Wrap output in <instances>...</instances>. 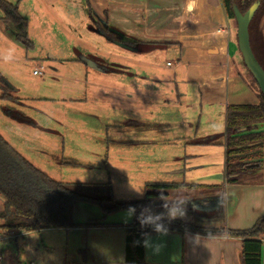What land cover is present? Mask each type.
<instances>
[{"label":"crops","instance_id":"crops-1","mask_svg":"<svg viewBox=\"0 0 264 264\" xmlns=\"http://www.w3.org/2000/svg\"><path fill=\"white\" fill-rule=\"evenodd\" d=\"M52 1L68 8L76 5V0ZM52 1L39 0V5H51ZM85 2L91 15L94 13L101 17L104 26L101 28L114 30L123 41L110 42V46L106 43L98 48L105 61L117 66L116 73H96L99 71L82 60H72V63L83 66L77 67L81 68L78 82L99 88L103 105H116L123 94L140 100L134 106L137 113L134 122L118 130L120 134L130 135V147L136 155L142 157L144 153L167 151L166 167L160 165L158 170L159 175L173 177L166 184L221 187L220 190L202 187L181 189L195 191L199 196L205 193L206 196L187 197L184 204L186 216L175 220L167 218L163 207L165 201L152 200L151 211L165 214L162 221L194 224L223 233L203 234L178 225L167 226L168 234L165 236L153 230L149 232L153 244H161L162 247L158 252L145 248V261L149 264H243L244 239L232 236L230 232L250 230L264 219V182L261 181V173L255 172L248 175L245 183H226L227 111L230 105L258 104L259 92L247 87L241 73H235L236 61L232 58L238 49L232 22L227 19L222 1ZM42 12L40 9L37 16L46 25L50 19L43 17ZM30 24L29 21V27ZM71 33L74 37L75 33ZM137 45L143 46L137 50ZM163 56H171L174 63L160 65ZM95 78L99 80L95 82ZM107 91L108 94H103ZM119 104H123L121 100ZM256 130L264 135V124ZM175 191H170L166 198L170 206L180 203L169 201L171 192ZM212 201L217 205L210 212L220 218L213 219L214 214L205 216L208 212L193 210L190 206V203L200 206ZM89 209H94L96 214L92 215ZM195 212L200 214L196 216ZM126 213L127 209L106 213L92 203L75 202L73 217L81 226L65 229L68 243L71 239L76 245L75 259L78 262L73 263L125 264L126 231L135 221V214L129 219ZM19 238L3 237L0 242L17 243ZM262 243L260 264H264V239ZM12 249V246L0 249V264L17 263Z\"/></svg>","mask_w":264,"mask_h":264},{"label":"rangeland","instance_id":"rangeland-1","mask_svg":"<svg viewBox=\"0 0 264 264\" xmlns=\"http://www.w3.org/2000/svg\"><path fill=\"white\" fill-rule=\"evenodd\" d=\"M85 1L76 0V5L70 8L55 1L51 5L41 3L42 6L39 0L11 1L12 4L19 2L20 15L28 20V24L31 22L28 39L34 46L29 48L17 40L16 36L24 34L19 26L0 20V81L11 89L10 95L19 99L2 100L3 91L0 89V135L37 169L57 182L74 185L88 198L111 197L119 204L140 202L145 198L147 184L166 183L173 178L158 173L160 165L166 167L168 153L157 150L141 157L130 147V135L120 134L118 128L128 127L137 116L134 106L140 100L135 96L123 94L116 105H103L99 88L78 82L81 68L77 67L83 66L72 63V60L91 62L99 71L96 73H100L99 59L105 60L98 48L110 43L99 32L104 27L101 17L91 15ZM40 9L44 11L43 17L50 19L46 25L37 16ZM231 22L237 45V24ZM261 30L264 34V20ZM71 32L75 33L74 37ZM113 34L123 41L114 31ZM142 46L135 48L141 49ZM257 56L263 61L259 54ZM232 59L236 61L235 73H241L247 87L259 92L239 50ZM167 62L174 63V60L171 56H163L160 65L166 66ZM40 66L45 68L43 77L33 74ZM4 107L23 113L33 125L6 117L2 113ZM241 179L245 183L249 177ZM195 194V191L180 189L171 192L169 201L186 202L187 197L206 196L205 193H200L201 196ZM4 202L0 197V210ZM89 210L92 215L96 214L94 209ZM195 213L196 216L200 214ZM213 214L216 215L213 219L220 218L210 211L204 215L212 217ZM68 239L65 229L31 232L19 238L17 243L0 242V249L12 246L17 256L15 264H72L78 262L75 259L77 251L75 243L71 239L68 243Z\"/></svg>","mask_w":264,"mask_h":264},{"label":"trees","instance_id":"trees-1","mask_svg":"<svg viewBox=\"0 0 264 264\" xmlns=\"http://www.w3.org/2000/svg\"><path fill=\"white\" fill-rule=\"evenodd\" d=\"M221 1L227 19L236 22L234 7L236 6L244 14L258 0ZM18 4L19 2L12 4L8 1L0 0V10L3 13L2 19L19 26L24 34L16 36L17 40L29 48H33V43L28 39V20L20 15ZM263 20L264 0H261V4L250 25V38L252 50L264 69V34L261 30ZM113 31L106 27L105 29L101 28L99 32L109 42L115 43L119 40L115 37ZM132 47L134 46L132 45ZM257 54L262 57L263 61L258 58ZM99 60L101 71L109 73L118 71L116 65H108L102 59ZM3 82L2 80L0 81V89L3 91L1 99L4 101H19V99L10 95L11 89ZM2 113L13 121L33 125L31 119L14 108L4 107L2 108ZM261 124H264V96L260 90L258 104H240L228 107L225 134L226 183L232 185L241 184L243 176H248L255 172L261 173V181L264 182V135L256 130ZM200 187L215 190H220L221 188L193 184L149 183L146 185L145 198L140 202L119 204L111 197L101 199L88 198L77 191L74 185L57 182L46 173L37 169L15 151L0 135V197L5 200L3 209L0 211V238L11 233L26 234L47 229L80 227L81 225L76 224L73 217L74 203L77 201L97 205L106 213H113L128 209L129 206H134L136 209L135 221L126 231L125 264H149L145 261V247L142 243L144 237L142 234L153 231V228L152 226L142 227L137 217L143 208L149 207L151 209L152 200L160 199L161 195L167 198L170 191ZM161 222L165 227L178 225L203 234L216 235L223 233V231L206 229L183 222L175 221L172 224L165 221ZM230 234L244 239L242 263L260 264L262 241L264 239V219H260L250 230L230 232ZM137 241L141 243H137Z\"/></svg>","mask_w":264,"mask_h":264},{"label":"water","instance_id":"water-1","mask_svg":"<svg viewBox=\"0 0 264 264\" xmlns=\"http://www.w3.org/2000/svg\"><path fill=\"white\" fill-rule=\"evenodd\" d=\"M261 4V0L254 3L246 13L241 11L235 6L234 14L237 24V45L238 50L242 56L246 69L250 72L255 80L260 92L264 96V69L257 60L252 47L250 38V25L251 22ZM84 62V61H83ZM87 66L96 68V66L90 62L85 63Z\"/></svg>","mask_w":264,"mask_h":264},{"label":"clouds","instance_id":"clouds-1","mask_svg":"<svg viewBox=\"0 0 264 264\" xmlns=\"http://www.w3.org/2000/svg\"><path fill=\"white\" fill-rule=\"evenodd\" d=\"M142 195V193H141ZM161 200L165 201L163 207L166 209V216L169 220H175L177 218H184L186 216V208L184 207L185 201H181L179 205L172 204L171 206L166 201V198L161 195ZM193 210H197L196 206H193ZM136 212V209L134 206H129L127 209V216L130 219ZM165 214H154L149 207L143 208L140 215L137 217L142 227L144 226H152L153 230L160 234L161 236H165L168 234V229L165 227V225L161 222L164 218ZM144 239L142 241L143 246L145 248H150L155 252H158L160 248L162 247L161 244H153L151 236L149 233H143L142 234ZM137 243H141L140 241H137Z\"/></svg>","mask_w":264,"mask_h":264},{"label":"built area","instance_id":"built-area-1","mask_svg":"<svg viewBox=\"0 0 264 264\" xmlns=\"http://www.w3.org/2000/svg\"><path fill=\"white\" fill-rule=\"evenodd\" d=\"M227 30V29H226ZM33 74L35 75V76H38V77H43L44 75H45V68H43V67H38V68H36L34 71H33ZM22 235H24V234H19V233H11V234H9V235H7V236H4V237H7V238H10V239H17V238H19L20 236H22ZM1 238H3V237H1Z\"/></svg>","mask_w":264,"mask_h":264},{"label":"flooded vegetation","instance_id":"flooded-vegetation-1","mask_svg":"<svg viewBox=\"0 0 264 264\" xmlns=\"http://www.w3.org/2000/svg\"><path fill=\"white\" fill-rule=\"evenodd\" d=\"M204 203H206V202H204ZM204 203H203V205H200V206L197 203L196 204L193 203V205H191L192 203H190V206L195 205L196 209L198 211L201 210V212H208V211H211L212 209H214L217 205L215 201H212L209 204H204Z\"/></svg>","mask_w":264,"mask_h":264}]
</instances>
